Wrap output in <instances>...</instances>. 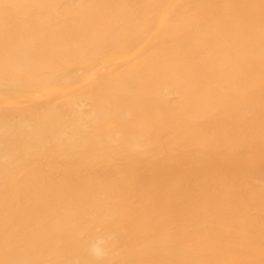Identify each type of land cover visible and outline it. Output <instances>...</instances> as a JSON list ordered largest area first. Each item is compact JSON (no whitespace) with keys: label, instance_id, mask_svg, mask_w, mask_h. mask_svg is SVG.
<instances>
[{"label":"bare ground","instance_id":"1","mask_svg":"<svg viewBox=\"0 0 264 264\" xmlns=\"http://www.w3.org/2000/svg\"><path fill=\"white\" fill-rule=\"evenodd\" d=\"M0 264H264V0H0Z\"/></svg>","mask_w":264,"mask_h":264}]
</instances>
